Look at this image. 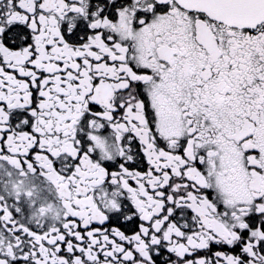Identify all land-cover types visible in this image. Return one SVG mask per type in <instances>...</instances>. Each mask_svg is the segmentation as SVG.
Wrapping results in <instances>:
<instances>
[{
  "label": "snow or ice",
  "instance_id": "1",
  "mask_svg": "<svg viewBox=\"0 0 264 264\" xmlns=\"http://www.w3.org/2000/svg\"><path fill=\"white\" fill-rule=\"evenodd\" d=\"M0 264H264V0H0Z\"/></svg>",
  "mask_w": 264,
  "mask_h": 264
}]
</instances>
